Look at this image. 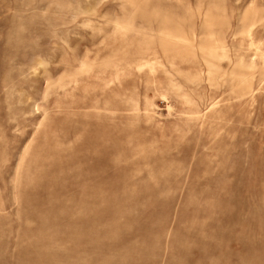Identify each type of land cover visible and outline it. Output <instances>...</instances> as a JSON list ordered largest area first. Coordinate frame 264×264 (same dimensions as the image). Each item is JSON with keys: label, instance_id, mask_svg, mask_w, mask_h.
I'll use <instances>...</instances> for the list:
<instances>
[{"label": "rangeland", "instance_id": "374dc122", "mask_svg": "<svg viewBox=\"0 0 264 264\" xmlns=\"http://www.w3.org/2000/svg\"><path fill=\"white\" fill-rule=\"evenodd\" d=\"M0 264H264V0H0Z\"/></svg>", "mask_w": 264, "mask_h": 264}]
</instances>
